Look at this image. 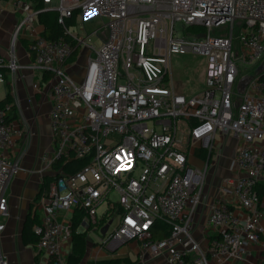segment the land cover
I'll list each match as a JSON object with an SVG mask.
<instances>
[{
    "label": "built area",
    "instance_id": "1",
    "mask_svg": "<svg viewBox=\"0 0 264 264\" xmlns=\"http://www.w3.org/2000/svg\"><path fill=\"white\" fill-rule=\"evenodd\" d=\"M40 1L35 7L16 0L24 15L8 55L0 52V82L22 67L16 44L28 30L34 56L28 67L49 73L38 86L43 91L45 85L51 101L53 144L40 156L42 186L34 203L37 247L46 263L69 264L72 224L80 213L76 232L86 239V264H264L258 193L264 178V0ZM48 9L64 25L71 17L76 25L106 18L108 35L97 45L91 36L99 29L80 36L70 26V40L48 38L36 30L38 15ZM178 23L186 30L181 36ZM195 26L205 32L187 31ZM81 47L88 54L78 80L68 63ZM185 53L205 58L199 93L185 94L173 80L172 57ZM7 108L0 106V237L10 211L7 187L21 167L8 149L25 133L7 119ZM228 136L240 143L200 230L198 209L206 186L218 180L214 171ZM206 148L208 159L198 153ZM196 155L204 166L194 164ZM131 244L134 257L118 253ZM101 250L108 256L100 258ZM253 250L258 259L248 258ZM0 264H10L1 245Z\"/></svg>",
    "mask_w": 264,
    "mask_h": 264
},
{
    "label": "crops",
    "instance_id": "2",
    "mask_svg": "<svg viewBox=\"0 0 264 264\" xmlns=\"http://www.w3.org/2000/svg\"><path fill=\"white\" fill-rule=\"evenodd\" d=\"M22 1L28 2L30 0ZM15 3L16 0H0V7L3 8L2 14L0 16V52L5 56L8 55V50L15 27L17 23L22 20L24 15L22 10L16 9ZM39 27H41V29H39ZM36 30L41 31L42 26L37 25ZM100 34L101 39L104 40L107 37L108 32L105 31L104 33L102 32ZM29 46V32L28 30L23 29L19 34V39L17 40L16 44V53L22 67L18 69L15 77H12L8 72V81H4L6 84V94L9 90L13 93L17 101L18 117L12 121L16 125L23 126V128H25V133L23 135L16 134L14 136L12 145L8 149V153L11 158H20L21 160L20 170L13 174L7 187L10 211L9 215L6 216L4 220L6 222V229L0 237L1 249L7 256L10 264H47V256L42 251H40L37 246H34L30 243H25L22 238L24 223L30 214L35 213L36 209L34 201L37 197V192L41 181V175L39 172V167L41 165L40 154L43 149L51 147L53 144L49 118L51 101L44 92L45 85L42 87L43 91L38 86L43 82L42 77H48L49 73L38 72L28 67L34 58ZM79 50L80 49L78 48L76 59L74 61H69L68 70L76 79L81 80L85 74L86 62L83 57L81 58L83 61L81 60L78 62V60H80L78 58ZM44 106L45 111L42 112V108ZM30 108L33 117L27 118L25 115V109L30 110ZM38 118H40V121ZM36 122L38 123L36 124ZM36 135H39L40 145L42 146L40 147V150L36 152V161L34 160L33 162V160H26V158L28 156L27 153L29 147L31 144H33L34 136ZM239 143L240 141L232 136H228L226 138L222 156V159H225V165L223 167L228 170L226 174H230L229 164L235 155L236 148ZM216 181L217 185V183H219V179ZM212 184L214 185L215 183L213 182ZM212 184L209 183L207 185L205 189L204 201L198 209V226L204 227L206 225V217L209 206L214 201V199L219 196L218 188L216 187L215 189V186H212ZM261 184L264 186V178L261 180ZM24 208L29 209V211L23 213L21 210H24ZM261 212V224L264 226V197L262 198ZM61 216H63V218H65L67 221H69L71 218L70 214H66L65 212H63ZM16 218L17 227L15 228L12 222H15ZM18 230L21 231L20 234ZM18 235L21 236V240L24 243V246L21 247V249H24L23 251H21L18 245L15 244V242H17L15 239H17L16 236ZM125 250L126 252L124 255L131 254V256L134 257V244H131L129 247H125ZM24 252L26 255L23 256ZM251 256H254V258L258 259L255 250H253V253L248 255V258L250 259ZM87 259L88 257L85 256L79 264H86ZM244 264L249 263L246 262Z\"/></svg>",
    "mask_w": 264,
    "mask_h": 264
},
{
    "label": "rangeland",
    "instance_id": "3",
    "mask_svg": "<svg viewBox=\"0 0 264 264\" xmlns=\"http://www.w3.org/2000/svg\"><path fill=\"white\" fill-rule=\"evenodd\" d=\"M107 19L106 18H101V17H96L93 18L89 21H85L82 23L81 20H79V22H77V25L74 26L71 30L72 32L79 34L80 36H87V35H91L95 30H98L97 34H93L91 36V40L96 43L97 45H101L102 43V39H101V34L100 33H104L105 31L108 32V28L105 26ZM83 24V25H82ZM39 29H41V27H39ZM197 29V27H189L187 31L190 32H195ZM176 31L178 33V35H182L186 33V30L183 28L182 24L178 23L176 25ZM88 54V48L85 47H81L79 50V56L78 58L81 61L82 57L84 59H86V56ZM83 61V60H82ZM172 75H173V80L175 82V84L177 85V88L185 93V94H194V93H199L203 90L204 87V79H205V58L201 55L198 54H194V53H185V54H174L172 57ZM247 67V66H246ZM244 74L248 75L251 74V70H249L250 68H242ZM6 84L5 82H0V99L3 98L6 94ZM45 111V106L42 108V112ZM31 108L29 109H25V115L27 118H32L33 114L31 113ZM38 120L40 121V118H38ZM38 122H36L37 124ZM36 126V125H35ZM42 145H40V137L39 135L34 136V140H33V144H31V146L29 147L28 150V156L26 158L29 160H35V156H36V152L38 150H40V147ZM44 151V149L42 150V152ZM41 152V154H42ZM199 154L202 155V157L208 159L209 156V149L206 148L204 149L201 153L200 151H198ZM40 154V156H41ZM198 159V160H195ZM202 159V158H201ZM200 159L199 156L196 155V157H192V161L194 162V164L199 165V166H204V162ZM36 161V160H35ZM212 161V160H211ZM221 166L220 169L215 172H218V175L216 177V179H219V176L226 174V172H228L227 169H225L223 166L225 165V159L223 158L221 160ZM209 172H208V178L211 177L212 173H213V166L209 165ZM215 189L217 187L216 184H214ZM207 187V186H206ZM104 206L101 207L99 209V214H101L104 210ZM33 210V208H32ZM20 211V209H19ZM23 213L29 211V209H25L21 210ZM8 218V217H7ZM14 224V227H17V218L15 219V222H12ZM203 226H198V229L202 230ZM19 234L21 233V231H19ZM201 236V233L198 234V238ZM17 242H15L16 245H18L19 249L21 251H23L24 249H21L22 246H24V243L21 240V236L18 235L16 236ZM95 241H97L95 238H93ZM30 247V246H29ZM100 249V246L96 245L93 249L92 252V256L96 255V252ZM126 250L125 248H123L121 251H119V254H125ZM26 255V253H23V256ZM105 256H108L106 253V250H101L99 257L100 258H104ZM42 264V263H40Z\"/></svg>",
    "mask_w": 264,
    "mask_h": 264
},
{
    "label": "trees",
    "instance_id": "4",
    "mask_svg": "<svg viewBox=\"0 0 264 264\" xmlns=\"http://www.w3.org/2000/svg\"><path fill=\"white\" fill-rule=\"evenodd\" d=\"M35 7L42 6V3L40 0H30ZM58 12L53 9H48L38 15V23L42 26L41 34L51 38L56 39L59 37L65 38L67 40L71 39V36L67 33L66 27L75 26L76 25V18L71 17L67 19L65 25L60 23L58 21ZM199 29L196 31L198 32H205V28L202 26H195ZM78 50L75 51V53L71 57V61H74L76 59ZM33 54V53H32ZM5 81H8L7 75H5ZM9 87V86H8ZM9 105V108H7L8 111V120L17 119V106L15 104V100L11 92L8 90L7 94L4 98L0 99V106H7ZM41 184L39 186V191L41 190ZM258 193L260 195V198L264 197V186L259 183L258 184ZM40 222L38 214L35 212L33 214H30L23 226L22 230V238L25 243H30L34 246H38L39 242V235L35 233L34 226ZM80 222V213H76L74 217V222L72 224L74 233H73V239H74V249L70 257H68L69 264H79L85 257V247H86V239L85 237L76 232V229ZM121 261L119 259H112V260H104L100 262V264H119Z\"/></svg>",
    "mask_w": 264,
    "mask_h": 264
},
{
    "label": "water",
    "instance_id": "5",
    "mask_svg": "<svg viewBox=\"0 0 264 264\" xmlns=\"http://www.w3.org/2000/svg\"><path fill=\"white\" fill-rule=\"evenodd\" d=\"M245 81H247V82H248V81H250V79L248 78V79H247V80H245ZM247 82H245V85H246V83H247ZM241 83H244V81H243V82H241ZM243 85H244V84H243ZM38 195H39V191L37 192V196H38ZM36 198H37V197H36ZM34 203H35V201H34ZM107 228H108V225H106V226L104 227V229L102 230V232H103V233H105V232H106V230H107Z\"/></svg>",
    "mask_w": 264,
    "mask_h": 264
}]
</instances>
